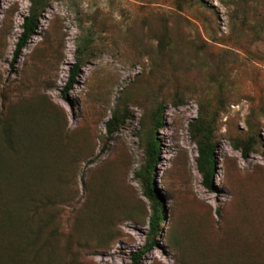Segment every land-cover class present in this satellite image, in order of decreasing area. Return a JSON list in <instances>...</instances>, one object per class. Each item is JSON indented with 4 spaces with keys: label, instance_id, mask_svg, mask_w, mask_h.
<instances>
[{
    "label": "rangeland",
    "instance_id": "1",
    "mask_svg": "<svg viewBox=\"0 0 264 264\" xmlns=\"http://www.w3.org/2000/svg\"><path fill=\"white\" fill-rule=\"evenodd\" d=\"M29 5L0 0V160L13 175L0 201L22 221L0 241L17 264L132 263L151 214L135 173L160 105L164 219L137 264H264V0H49L12 65ZM195 120L213 128L212 192Z\"/></svg>",
    "mask_w": 264,
    "mask_h": 264
},
{
    "label": "trees",
    "instance_id": "2",
    "mask_svg": "<svg viewBox=\"0 0 264 264\" xmlns=\"http://www.w3.org/2000/svg\"><path fill=\"white\" fill-rule=\"evenodd\" d=\"M49 0H29V8L26 16L23 18L21 32L15 43L11 64L18 59L22 49L27 45L32 35L34 34L40 15L44 12ZM80 69V59H76V62L71 66L68 79L64 88L68 89L73 87L76 83V75ZM163 106H158L151 114L152 128L149 131V136L145 145V163L135 173L136 179H138L143 187L144 194L147 195L151 201V214L148 217L149 231L147 235V243L145 247L140 248L138 251L132 254V263L137 264L141 255L149 250L152 245L155 244L154 237L157 234L158 224L164 219L163 204L158 199L155 193V187L151 181L154 174V167L158 160L159 146L157 139L154 137L156 130L163 126L162 121ZM116 120V115H113L112 119L107 121V128L109 132L112 131L111 126ZM201 121V120H198ZM189 130L192 138L197 145V158L196 169L201 176V184L208 191H215L213 185L214 169V151L216 148V142L213 139V128L210 124L201 125L196 120L190 124ZM247 146L244 148L243 156H246ZM5 164L0 160V186L2 183H7L13 176L12 172ZM32 176V175H31ZM34 177V176H32ZM6 179L5 181H3ZM22 225L21 217L17 218L15 214H12L11 208L0 201V236L14 235L18 232ZM207 254L210 256L214 253V247H207ZM19 258V250L11 249L8 244L3 245L0 241V264H17Z\"/></svg>",
    "mask_w": 264,
    "mask_h": 264
}]
</instances>
